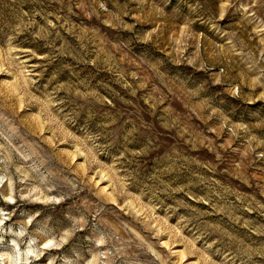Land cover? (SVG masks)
<instances>
[{"label": "rangeland", "instance_id": "obj_1", "mask_svg": "<svg viewBox=\"0 0 264 264\" xmlns=\"http://www.w3.org/2000/svg\"><path fill=\"white\" fill-rule=\"evenodd\" d=\"M0 264H264V0H0Z\"/></svg>", "mask_w": 264, "mask_h": 264}]
</instances>
